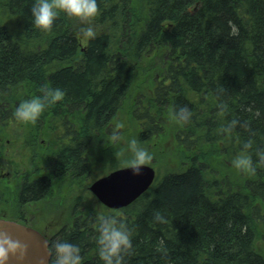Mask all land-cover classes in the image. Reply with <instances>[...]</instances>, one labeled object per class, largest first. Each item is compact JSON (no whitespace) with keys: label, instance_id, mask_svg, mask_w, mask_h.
<instances>
[{"label":"trees","instance_id":"16d2710c","mask_svg":"<svg viewBox=\"0 0 264 264\" xmlns=\"http://www.w3.org/2000/svg\"><path fill=\"white\" fill-rule=\"evenodd\" d=\"M32 4L0 0V119L41 85L60 87L63 99L34 127L82 120L86 174L96 159L128 166L132 137L153 154L147 164L165 169L127 208L97 212L87 201L85 218L55 241L78 244L82 264H103L98 222L112 215L131 229L126 264H264V0H98L91 21L61 11L49 31L32 23ZM88 23L93 39L79 34ZM184 105L187 123L174 116ZM249 139L256 171L245 173L231 161ZM79 148L58 154V171L79 169ZM44 186L27 185L25 197Z\"/></svg>","mask_w":264,"mask_h":264},{"label":"flooded vegetation","instance_id":"af4514ba","mask_svg":"<svg viewBox=\"0 0 264 264\" xmlns=\"http://www.w3.org/2000/svg\"><path fill=\"white\" fill-rule=\"evenodd\" d=\"M0 120V128L7 135L5 144H0L4 157L7 156L0 158V219L16 221L36 229L50 241L52 251L55 238L69 227V222L73 226L74 221L82 220L86 215L85 187L82 182L86 178L82 120L48 117L43 120V124H50L39 128L34 127L32 122L20 121L15 117ZM46 128L50 133L42 132ZM39 129L40 133L32 132ZM96 136L100 137L101 134L97 133ZM77 145L80 146L79 169L58 171L55 162L58 154ZM14 151L20 153L19 161H9L8 157ZM40 181H44L45 186L37 190L39 194L25 197L26 186ZM75 188L77 193H71V199H67ZM94 207L97 212L100 211V206Z\"/></svg>","mask_w":264,"mask_h":264},{"label":"clouds","instance_id":"9594fccd","mask_svg":"<svg viewBox=\"0 0 264 264\" xmlns=\"http://www.w3.org/2000/svg\"><path fill=\"white\" fill-rule=\"evenodd\" d=\"M63 11L70 17L81 21H91L98 14V0H33L31 13L32 23L44 31H49L58 14ZM79 34L86 38L93 39L96 31L91 23L82 26ZM40 93L30 98L21 100L14 109V116L17 120L35 123L44 110L56 102L63 99L65 92L60 87L40 86ZM192 110L187 106H180L174 112L176 120L187 123L192 118ZM237 120H232L229 127L237 124ZM122 124H117L111 131L113 140H117L121 133L119 129ZM253 141L249 139L243 144L241 150L231 161L234 168L252 173L256 171L252 154L248 150L252 148ZM128 147L132 156L127 163L131 166L134 174L142 171L141 166L153 159V154L148 148L141 146L135 137L130 138ZM257 164L264 165V149L256 150ZM154 219L165 222L166 217L156 211ZM98 255L103 264H126L125 255L132 248L131 229L127 223L112 215H101L98 222ZM55 256L51 264H82L83 257L78 244L69 240L57 239L53 242ZM28 245L19 239H14L12 235L5 231H0V264H7L10 256L17 253L21 257L27 252Z\"/></svg>","mask_w":264,"mask_h":264},{"label":"water","instance_id":"95a60500","mask_svg":"<svg viewBox=\"0 0 264 264\" xmlns=\"http://www.w3.org/2000/svg\"><path fill=\"white\" fill-rule=\"evenodd\" d=\"M134 174L131 166L118 168L92 183L90 191L106 208L119 210L129 207L154 184L156 169L145 164ZM0 231L12 235L28 245L27 252L10 256L7 264H50V241L36 229L16 221L0 219Z\"/></svg>","mask_w":264,"mask_h":264},{"label":"rangeland","instance_id":"374dc122","mask_svg":"<svg viewBox=\"0 0 264 264\" xmlns=\"http://www.w3.org/2000/svg\"><path fill=\"white\" fill-rule=\"evenodd\" d=\"M37 125L39 126V123H37ZM41 125V124H40ZM3 132L0 133V144L3 143L5 144V141H6V137L7 135L4 133V130L1 129ZM1 147V146H0ZM2 148V147H1ZM0 148V158L3 159L2 157H4V152L3 150ZM7 156H5L4 158H6ZM124 158H126V156H123ZM9 158V161H19L21 159V156H20V153L17 152V151H14L12 153L11 156L8 157ZM117 159L114 158V162L116 161ZM126 160V159H125ZM150 165H152L150 163ZM178 162H177V158H172L170 157L168 159V168L169 169H174V170H177L178 168ZM155 167V166H154ZM157 173L159 174L158 177L162 176L164 173H165V169L162 168V169H157L155 167ZM113 170V165L111 164H103L101 163L98 159H96V164L94 165V167L92 168V171L88 172L86 174V178L83 182V186L85 187V197H86V202H90L92 203L94 206H100L102 205L96 197H94L91 192L89 191V186L94 182L96 181L97 179H99L100 177H103L105 175H107L109 172H111ZM71 193H73V195H75L77 192H76V188L73 189L72 192H70V196H67V199L70 197H72Z\"/></svg>","mask_w":264,"mask_h":264},{"label":"bare ground","instance_id":"6f19581e","mask_svg":"<svg viewBox=\"0 0 264 264\" xmlns=\"http://www.w3.org/2000/svg\"><path fill=\"white\" fill-rule=\"evenodd\" d=\"M44 118V117H43ZM47 118V117H46ZM42 119V118H41ZM44 120V119H43ZM42 122V121H41ZM36 123H37V121H36ZM76 126V125H75ZM84 152V151H83ZM58 165V164H57ZM120 210V209H119Z\"/></svg>","mask_w":264,"mask_h":264}]
</instances>
